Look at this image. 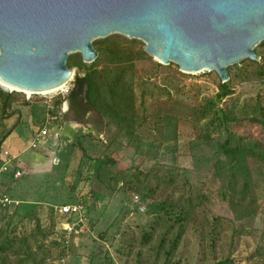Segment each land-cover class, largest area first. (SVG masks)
I'll use <instances>...</instances> for the list:
<instances>
[{
  "label": "rangeland",
  "instance_id": "obj_1",
  "mask_svg": "<svg viewBox=\"0 0 264 264\" xmlns=\"http://www.w3.org/2000/svg\"><path fill=\"white\" fill-rule=\"evenodd\" d=\"M259 52L264 61V46ZM106 62L102 60V64ZM260 62L243 60L232 65L235 93L223 106L236 117L249 115L258 97L264 101ZM136 66L137 106L146 120L144 125L128 135L92 109V128L87 134L91 139L82 142L86 153L77 143L55 138L53 125L60 117L52 118L58 115L57 108L49 109L43 94L19 92L4 113L0 110V137L11 131L0 152L14 148L20 154L18 168L24 171L19 178L8 176L4 183L6 192L21 204L17 209L0 207V242L7 232L16 237L12 251L0 247V264L5 257L6 264H62L64 224L69 216L62 215L58 207L76 202L85 204L88 218L75 236L66 264H163L165 256L158 243L168 224L159 222L162 207L184 204L199 185L206 196L200 211L207 221L200 219L187 228L171 264H215L229 252L234 264H264V255L254 256L258 246L264 245V198L254 233L233 238V213L217 196L220 182L213 171L216 160L224 158L220 142L225 134L213 127L208 133L207 120L199 111L218 92L219 75L215 71L186 73L178 64L165 65L152 56L137 61ZM49 95L61 102L62 112L64 96ZM44 128L48 130L46 139L30 146L36 131ZM78 129L82 133L83 127ZM234 130L239 135L261 136L260 128L247 120ZM202 135H210V139ZM106 157L110 164L101 169L94 165L92 159ZM137 169L150 174L140 190L125 183V175ZM168 174H177L178 180L165 190L162 181ZM112 175L118 176L116 185ZM144 193H148L145 199ZM216 220L218 233L213 224ZM144 232L152 237L146 244L142 243Z\"/></svg>",
  "mask_w": 264,
  "mask_h": 264
},
{
  "label": "water",
  "instance_id": "obj_2",
  "mask_svg": "<svg viewBox=\"0 0 264 264\" xmlns=\"http://www.w3.org/2000/svg\"><path fill=\"white\" fill-rule=\"evenodd\" d=\"M142 40L144 51L181 71H215L259 61L264 0H0V79L33 92L57 87L99 56L96 39L112 34ZM0 88L7 94L6 88Z\"/></svg>",
  "mask_w": 264,
  "mask_h": 264
},
{
  "label": "trees",
  "instance_id": "obj_3",
  "mask_svg": "<svg viewBox=\"0 0 264 264\" xmlns=\"http://www.w3.org/2000/svg\"><path fill=\"white\" fill-rule=\"evenodd\" d=\"M93 45L99 52L98 58L93 63H85L79 52L69 55V67H78L81 74L75 76V88L68 98L72 105L77 106L78 110L84 111L90 107L97 111L102 119L121 127V130L126 134L132 135L138 132L146 121L140 115L137 106L136 63L150 56L144 51V43L141 40L130 39L117 33L96 39ZM263 46L264 40L255 48L261 57V75L264 74V61L259 48ZM103 59H106V64H102ZM231 69L232 65L228 67L230 79L227 82L221 81L219 83L218 92L213 97L206 99L199 113L202 119L207 120L206 130L208 133L210 127H213L225 134L221 135L220 142L224 158L216 160L213 174L220 182L217 196L229 206L234 216V238L235 236H250L254 233V222L260 211V200L264 198V101L258 97L247 116L236 117L232 115L229 109L223 106L225 100L235 93L231 85ZM19 92L13 91L7 94L0 88V110L3 113L10 107L13 97ZM60 103V101H55L56 114H59L61 110ZM1 117L4 118V115ZM244 120L260 128L261 136L259 138L239 135L234 130L235 125L242 124ZM10 133L11 131L0 137V146ZM202 138L210 139V135H202ZM77 144L86 153L82 141H77ZM92 160L99 169L111 163L108 157ZM149 175V173L137 169L131 175H125V183L132 184L137 190H140L144 180H147ZM8 176L13 177L12 174L3 176L0 187L2 193H7L4 183L8 181ZM111 178L115 185L119 183L117 175H112ZM177 180V174H168L166 180L162 181L164 189H170ZM92 195L96 197L95 193ZM147 197L148 193H144L143 198ZM205 199L203 186L199 185L195 187L193 194L185 198L184 204L164 205L162 207L164 214L158 217L159 222L163 221L168 224L158 243V249L165 256L163 264H171L190 225L198 224L200 219L207 221L205 214L200 211ZM19 206L14 207V209ZM214 223H216L214 230L218 233V221L216 220ZM74 239L75 236L71 241V252ZM151 239L150 232L142 234L143 244L148 243ZM21 241L23 244L25 243L24 239ZM216 241L215 239L214 244ZM15 244L16 237L7 232V235L0 242V247L12 251ZM256 255H264V245L258 246L254 256ZM6 260V257L3 258L2 263L6 264ZM234 261L229 252L224 259L215 264H234ZM22 262L19 261L17 264H22Z\"/></svg>",
  "mask_w": 264,
  "mask_h": 264
},
{
  "label": "built area",
  "instance_id": "obj_4",
  "mask_svg": "<svg viewBox=\"0 0 264 264\" xmlns=\"http://www.w3.org/2000/svg\"><path fill=\"white\" fill-rule=\"evenodd\" d=\"M75 88L73 76L66 82L65 86L60 90L56 91L59 94H62L64 98L68 97L71 91ZM46 98V104L49 109H51L50 102L53 100V96L48 94H43ZM48 135V130L46 128L39 129L36 131L34 138L31 140L32 147H36L39 141L42 140L44 136ZM19 155L14 154L8 150H1L0 152V187L1 181L4 175L12 174L13 178H19L22 176L23 171L18 168ZM21 204V200L13 197L8 193L0 192V207H16ZM57 210V209H56ZM59 212L62 215H68L69 218L64 224V233L62 243L64 250L62 252V258L60 262L66 264L67 260L71 258V241L76 234L79 233L81 225H84L88 218V212L86 206L83 202H76L73 204H64L61 207H58Z\"/></svg>",
  "mask_w": 264,
  "mask_h": 264
},
{
  "label": "crops",
  "instance_id": "obj_5",
  "mask_svg": "<svg viewBox=\"0 0 264 264\" xmlns=\"http://www.w3.org/2000/svg\"><path fill=\"white\" fill-rule=\"evenodd\" d=\"M68 97L65 98V102L63 104V111L61 112L60 110L58 115L52 116L54 120H57L60 117L56 121V123H54L53 125V128H55V131H57L56 132L57 135H55V138H57L58 141H63L68 144H73V143L75 144L77 143V141H82L84 143L86 142V140L91 139L90 135H87L88 133L91 132L89 128H92V121L89 118L91 115L94 114L93 112L95 110L92 111L90 107H88L84 111L81 109L78 110L77 106L72 105ZM50 105H51V109H53L55 107V101L52 100L50 102ZM99 117H96L95 115V119H98ZM79 126L83 127L82 133L79 132V129H78ZM47 136L48 135L44 136L42 140H45ZM10 149H11L10 152L20 155L19 152H16L15 150H13L14 148L10 147ZM23 174H24V171H23Z\"/></svg>",
  "mask_w": 264,
  "mask_h": 264
},
{
  "label": "bare ground",
  "instance_id": "obj_6",
  "mask_svg": "<svg viewBox=\"0 0 264 264\" xmlns=\"http://www.w3.org/2000/svg\"><path fill=\"white\" fill-rule=\"evenodd\" d=\"M74 73H75V69L72 70V74H71V75L73 76ZM72 76H71V77H72ZM71 77H70V78H71ZM70 78H69V79H70ZM66 82H67V81H66ZM66 82L63 83V84H61V85H59V86H57V87H54V88H52V89H49V90L40 91V92H33V91L23 90V89H19V88L13 87V86L7 84L6 82H4L3 80L0 79V85L3 86L4 88H6L8 91H11V92H13V91H20V92H25V93H27L28 95H31V94H34V93H39V94H49V93L56 92V91L60 90L62 87H64L65 84H66Z\"/></svg>",
  "mask_w": 264,
  "mask_h": 264
}]
</instances>
